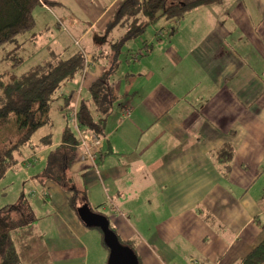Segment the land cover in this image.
<instances>
[{"label":"crops","instance_id":"1","mask_svg":"<svg viewBox=\"0 0 264 264\" xmlns=\"http://www.w3.org/2000/svg\"><path fill=\"white\" fill-rule=\"evenodd\" d=\"M49 1L57 4L38 9L51 14L35 19L36 36L48 34L40 59L83 52L91 63L80 100L90 102L110 43L125 35L112 24L124 0ZM152 25L119 47L108 79L117 101L95 169L77 151L69 173L89 210L133 242L140 264H239L264 238V0H217ZM38 172L22 177L35 187L27 201L48 264H106L100 232L75 212L80 201L70 205L52 182L37 185Z\"/></svg>","mask_w":264,"mask_h":264},{"label":"trees","instance_id":"2","mask_svg":"<svg viewBox=\"0 0 264 264\" xmlns=\"http://www.w3.org/2000/svg\"><path fill=\"white\" fill-rule=\"evenodd\" d=\"M217 0H124L116 11L121 19H132V24L118 45L112 47V54L107 56L110 63L109 73L113 74L118 67V46L126 41L137 38L145 28L159 18L167 20L180 14L209 5ZM56 2L49 0H0V47L12 44L9 60L12 67L19 65L21 60L17 54L21 45L35 38L36 28L33 9L35 7L54 6ZM141 13L142 17L138 14ZM27 37L19 43L17 37ZM22 37V39H23ZM50 59L32 66L23 74H0V182L9 170L32 167L38 160L34 154L24 158L22 162L21 149L27 145L31 136L42 126L50 123L49 109L51 95L67 81L78 76L83 67L80 52L69 54H51ZM7 78H5V76ZM4 77V79H3ZM80 77V76H79ZM110 87V86H109ZM109 87L101 77L93 81L89 87L90 102L78 103V122L81 128L100 132L109 114ZM67 102V97H64ZM86 103V104H85ZM66 106V105H65ZM63 102L59 107L65 108ZM95 107L93 115L90 109ZM45 139L44 141H42ZM42 145L50 144L49 137L43 138ZM77 142L68 127L61 135V143L45 156V167L34 176L37 185L43 186L52 182L59 188L70 193L68 202L72 205L80 201L76 209L85 205L84 191L74 181L69 173L70 165L75 157ZM229 149V148H228ZM91 149V151H93ZM230 150V149H229ZM222 149L218 153L221 162ZM227 149L224 153H227ZM30 196V194H28ZM37 195V193H36ZM48 201V196H45ZM88 207V206H87ZM89 208V207H88ZM90 209V208H89ZM91 210V209H90ZM35 217L27 199L21 195L16 203L0 208V264H48V256L42 243V236L35 231ZM109 222V221H108ZM109 229L116 235L121 245L128 247L140 261L131 240L122 241L109 222ZM239 264H264V238L254 247Z\"/></svg>","mask_w":264,"mask_h":264},{"label":"rangeland","instance_id":"3","mask_svg":"<svg viewBox=\"0 0 264 264\" xmlns=\"http://www.w3.org/2000/svg\"><path fill=\"white\" fill-rule=\"evenodd\" d=\"M68 1H70V3H71V0H68ZM39 10L44 11L46 14H51V12L49 10L38 9V7H35L32 11L34 19H37V12ZM51 10L54 11V9H51ZM120 21L121 22L118 25H120V27H122L121 29H124V30H127L130 27V25L132 24V19H128V20L122 19ZM47 25H49L50 27H53V23L45 24L44 27ZM155 26L156 25L151 24L138 37L141 38L143 36V34H147V32L150 31L152 29V27H155ZM40 28L41 27H38L37 30H39ZM22 37L23 36L17 37L19 39L18 40L19 43L23 42L27 38V37H23V39H22ZM47 37H48V34L45 32V34L42 35L41 37L36 36L35 40L33 39L34 42H33V40H31V41L29 40V41L23 43L21 45L22 49L17 52V54L20 56L21 62L19 65H16L15 67H12L13 63H11L9 60L10 52L12 51L14 46L12 44H5L2 47H0V74L6 73L8 75L13 74V75L19 76V75L23 74L24 72H26L28 69H30L32 66H34L33 65L34 63L39 64V63H42L43 61H45L43 59H40V57L44 54V50L46 49L44 41L47 40ZM36 41H37V43L41 44V47L34 49L33 47L36 45ZM119 41H120V39H119ZM32 43L34 44L33 46H31ZM43 44H44V46H43ZM110 50H111V48H110ZM62 56H63V54H62ZM84 61H86V58H84ZM37 64H35V65H37ZM8 75H6L5 78H7ZM3 79H4V77H3ZM68 86H72L71 83H69L68 81L64 82L60 86V88L58 90H56L55 93L53 94V96L51 97L50 109H49L50 123L42 126L40 129H38L33 134V136H31L29 143L27 145H25L24 147H22V149H21L22 158H23V157H27L28 155H30V153H31L30 148H34V146H36L35 147L37 149V150H35V152L37 153L36 159L39 160V163L41 162V164H38V162H37L34 165H32V167H30V168L16 169V170H18L17 172H19V173H17L15 170H9L7 172V174L5 175L6 176L5 179L3 178L4 180L2 179V181L0 182V208L16 203L17 199L22 195V193H24V195L27 199L29 196V195H27V193L29 191H32L33 189H35L34 184L33 183L31 185L27 184L28 182H25L22 175L25 172H27V175L32 177L37 171L43 170V167L45 165L44 156H46V154L40 155V153H38V152H39L40 148L42 147V141L45 140V139H43V138H45V137H43L44 134H47L46 137H49L52 144L55 143V141H59L61 139V131H58V129H57L58 124H60V122L62 120L61 118H63L62 112L58 107L59 105H61V100L59 98V94L61 92L68 93L69 89H66ZM74 88H75V86H74ZM74 88H72V89H74ZM43 132H45V133L43 134ZM34 198L30 199L29 201L31 202V201L36 199V198L35 199ZM97 230L100 232L99 229H97ZM100 234H101V232H100ZM101 237H102V234H101Z\"/></svg>","mask_w":264,"mask_h":264},{"label":"bare ground","instance_id":"4","mask_svg":"<svg viewBox=\"0 0 264 264\" xmlns=\"http://www.w3.org/2000/svg\"><path fill=\"white\" fill-rule=\"evenodd\" d=\"M117 7H116V9H117ZM116 9H115V11H116ZM138 16L142 17V14L139 13ZM115 19H116V15H115V12H114L113 13V21H112V24L114 26L116 24L118 25L121 22L119 17H117L118 20H115ZM126 32H127V30H126ZM126 32H125V34H126ZM119 43H120V41L118 43H116V44L115 43H110L111 50H110V53L109 54H112V47L115 46V45H118ZM120 45L117 48L118 50H119ZM80 54H81V56L83 58V67L81 69V72H80V74L78 76H75L72 80L68 81L69 83H71V81H73L74 79H75V82H78L79 81V84H78L79 86L77 85V88H79V89L78 90L71 91L69 93L61 92L59 94V98L63 100L64 106L66 105L65 108L62 111V116H63V120L65 122V127H68L70 129L71 133L74 135L75 140L77 142L76 152L78 151L79 159H81L82 161H85V160L90 159V161L92 162L91 168L95 169V165H96V162L95 161H97V159H99L100 152L98 151V148L94 149L93 151L90 150V147H89V136L93 135L97 139V141L99 143H101L104 138L106 139V135L104 134V128L101 130V133L100 132L92 131L90 129H85L84 130L83 128H81V126H80V124H79V122L77 120V118H78V114H77V112H78V103L80 101H83V100H80V91H81L82 88H84V85H85V82H86V79H87V73H88L87 68L89 67V65L91 63L90 62L91 60L89 58H86L84 56L83 52L82 53L80 52ZM84 58H86V61H84ZM132 58H134V56H132ZM49 59L50 58H48L47 61ZM107 63H108L107 64V67L108 68L106 69V72L103 73L100 77L107 82L108 87H109L110 84L108 83V79H109V76H111L112 74L109 73L110 63H109L108 60H107ZM97 80H98V78L96 80H94V81L96 82ZM54 93H52L51 96H53ZM107 93H109V95L111 97V100H110V103L111 104H110V109H109V112H110L111 111L112 104H114L115 100L117 101V99H115V96L112 93L111 86L109 87V91ZM64 97H67V102L64 101ZM95 109H96L95 107H92V109H91V111H93V112H91L93 115L96 114V111H94ZM60 143H61V141H60ZM38 153H40V151ZM35 155L37 156V153L36 152H35ZM22 162H24V164H25V161L24 160ZM45 196H48V199L50 198V194L47 193V192H45V191H43L42 198L45 199ZM108 229H109V222H108Z\"/></svg>","mask_w":264,"mask_h":264},{"label":"water","instance_id":"5","mask_svg":"<svg viewBox=\"0 0 264 264\" xmlns=\"http://www.w3.org/2000/svg\"><path fill=\"white\" fill-rule=\"evenodd\" d=\"M76 214L85 227L100 230L102 242L108 250L106 264H138L134 253L128 247L121 245L116 236L108 229L106 217L93 213L87 206L77 208Z\"/></svg>","mask_w":264,"mask_h":264},{"label":"built area","instance_id":"6","mask_svg":"<svg viewBox=\"0 0 264 264\" xmlns=\"http://www.w3.org/2000/svg\"><path fill=\"white\" fill-rule=\"evenodd\" d=\"M98 145H99V142L97 141V139L93 135L89 136V147H90V150L95 148V147H97ZM88 160L90 161V159H88Z\"/></svg>","mask_w":264,"mask_h":264},{"label":"clouds","instance_id":"7","mask_svg":"<svg viewBox=\"0 0 264 264\" xmlns=\"http://www.w3.org/2000/svg\"><path fill=\"white\" fill-rule=\"evenodd\" d=\"M99 146H100V143H99V145L97 146V147H95L94 149H96V148H99ZM89 161V160H88ZM90 162V161H89ZM91 163V162H90Z\"/></svg>","mask_w":264,"mask_h":264},{"label":"flooded vegetation","instance_id":"8","mask_svg":"<svg viewBox=\"0 0 264 264\" xmlns=\"http://www.w3.org/2000/svg\"><path fill=\"white\" fill-rule=\"evenodd\" d=\"M83 206H86V205H83ZM82 207V206H81Z\"/></svg>","mask_w":264,"mask_h":264}]
</instances>
